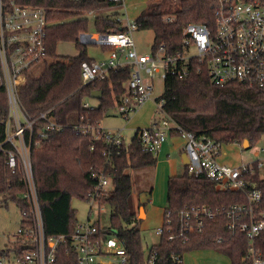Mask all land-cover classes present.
I'll return each mask as SVG.
<instances>
[{
    "label": "trees",
    "instance_id": "trees-1",
    "mask_svg": "<svg viewBox=\"0 0 264 264\" xmlns=\"http://www.w3.org/2000/svg\"><path fill=\"white\" fill-rule=\"evenodd\" d=\"M22 6L45 8L47 54L53 59L37 78H29L19 91V101L31 119L48 113L49 120L62 127L50 131L39 148H33L31 160L38 190L45 232L48 237H63L59 245L56 264H75L70 243L79 220L72 200L86 201L97 184L96 174L103 172L113 189L102 194L99 206L112 207L110 225L96 226L105 234L112 233L124 241L131 264H146L151 253H156L155 264H176L175 256L200 249H214L227 257L231 264H250L248 239L244 233L228 229L229 219L219 215L206 220L202 233L189 236L183 242L179 236L169 240L171 233L165 231L149 254L143 250L138 227V212L132 202V169L154 166L156 154L141 149L137 133L131 142L121 146H109L103 138L95 139L93 133L83 134V129H97L108 113L115 110L127 91L132 75L131 67L111 70L102 81L83 85L81 64L93 62L87 56L86 46L78 43L82 32H89L88 11L98 12L114 7L108 1L96 0H4ZM214 0H180L174 11L162 10L157 4L143 11L134 21L137 29L152 30L154 43L152 53L163 46L166 54L174 55L182 49V32L191 23L214 24ZM167 17H173L167 22ZM96 33L106 35L126 32L117 14L98 15L94 18ZM75 42L80 54L75 57L59 56L56 48L60 43ZM192 70L184 79L168 76L164 80L163 94L156 99L163 104L165 112L184 130L197 137L206 136L223 145L250 147L264 138V88L249 87L242 83L225 86L213 84L205 69ZM101 91L97 105L90 103L92 93ZM88 102L90 107H85ZM6 91L0 88V143L5 139V121L8 115ZM44 121L36 125V131L44 127ZM92 128V129H91ZM141 129L137 130L139 132ZM0 149V204L14 202L20 214L25 209L22 193L25 190L22 173L12 174L6 166L5 150ZM254 187L262 192V200L255 210L256 219L264 214V179L258 175L251 178ZM247 204L241 192L221 190L216 182L205 175L196 176L187 167L180 175L167 182L166 208L172 212L173 234H179L178 212L186 206L205 205L212 209ZM163 226L165 227V217ZM255 250L264 258V233L255 240ZM3 250L0 247V255Z\"/></svg>",
    "mask_w": 264,
    "mask_h": 264
},
{
    "label": "built area",
    "instance_id": "built-area-1",
    "mask_svg": "<svg viewBox=\"0 0 264 264\" xmlns=\"http://www.w3.org/2000/svg\"><path fill=\"white\" fill-rule=\"evenodd\" d=\"M78 2L79 0H73ZM103 1V0H96ZM123 4L124 0H105ZM214 24L191 23L182 32V49L174 55L166 54L163 46L156 53L138 54L133 33L135 23L125 26L126 32L106 35L80 33L81 45L99 44L110 47L106 62L81 64L83 85L104 80L111 70L131 67L132 75L127 91L117 106L119 114L127 118L136 112L154 92V78L165 80L168 76L184 79L193 69H205L211 82L225 86L234 82L249 87L264 88V0H214ZM172 22L173 17H167ZM49 23L43 8L22 6L15 2L0 0V88L6 91L8 115L5 121V139L0 149L5 150L6 166L12 174L22 173L25 190L22 199L25 209L21 213L22 222L16 233L4 235L6 244L2 248L0 264H56L59 245L63 237H48L42 216L38 190L34 178L31 152L39 148L48 132L61 131L62 127L49 120L48 113H41L31 119L25 113L19 91L29 78L39 77L53 59L47 54L45 45L46 29ZM144 72L148 77L144 79ZM85 107H90L88 102ZM157 117L148 128L137 132L141 149L157 154L170 133L186 140V164L189 173L205 175L216 182L221 190L241 192L247 204L231 205L217 209L202 206H186L178 212L179 234L174 235L172 212L165 214L166 226L157 229L156 235L165 231L171 233L169 240L179 236L185 243L194 233H202L206 220L226 215L228 229L233 233H244L248 239V259L250 264H264V258L255 250V240L264 233V214L256 219L255 210L262 200V192L251 182L253 176L264 179V146L258 159L238 166L222 164L218 161L222 145L206 136L197 137L184 130L163 109L162 103L155 104ZM43 128L36 131L39 122ZM92 129V128H91ZM83 134L93 133L95 139L103 138L109 146H121L124 137L120 133L97 129H83ZM263 154V155H262ZM97 184L86 202L98 204L102 194L112 190L111 181L103 172L96 174ZM93 219L90 207L86 222H79L71 237L70 247L76 257L75 264H131L124 241L112 233H103ZM176 264L182 258L175 256ZM156 253L150 255L146 264H155Z\"/></svg>",
    "mask_w": 264,
    "mask_h": 264
},
{
    "label": "rangeland",
    "instance_id": "rangeland-1",
    "mask_svg": "<svg viewBox=\"0 0 264 264\" xmlns=\"http://www.w3.org/2000/svg\"><path fill=\"white\" fill-rule=\"evenodd\" d=\"M146 1V7L144 9L148 10L153 8L157 4L162 6V10L174 11L179 4L180 0H139ZM117 14L119 19L123 21V24H127L126 14L121 6L115 5L111 9L106 11L105 15ZM133 21V20H131ZM89 34H96L94 27V17L90 16L88 25ZM133 41L138 54H151L152 46L154 43V32L152 30H140L137 29L133 33ZM87 56L98 63L106 62L110 56V49L108 46H102L99 44H88L86 45ZM56 52L59 56L63 57H75L80 54L79 48L76 46L75 42L60 43L56 48ZM144 79H147V75L142 72ZM154 92L151 96L153 104H148L145 107L142 106L136 112L131 113L127 118L119 114L117 108L108 113L101 123V129L105 132L120 133L125 137V144L128 145L133 136L135 125L140 127H147L151 117L156 116L155 114V104L156 99L159 98L164 91V80L160 77L154 78ZM90 103L92 105H97V99L92 98ZM264 146V138H262L258 143L249 149H244L243 145L237 144H226L222 147V156L220 160L224 163L237 166L242 163H250L260 156L261 148ZM263 155V154H262ZM225 156V157H224ZM183 167H180L179 173H181ZM133 180V192H132V202L134 204L135 210L139 211L143 204H146L148 209L152 208L158 214V219H160L161 208L166 206V196H167V178L161 175V172L155 170V167H143L139 169H132L129 171ZM137 181H141V184H137ZM145 184H147V189ZM138 186L140 189L138 190ZM152 189V190H151ZM143 192H140L142 191ZM141 206L138 207V203ZM72 208L77 210V218L79 222L83 223L87 221V216L90 207L93 209V219L97 220L100 217V224L103 228L110 225V216L112 214V207L108 204L99 206L98 204H89L86 201H81L79 199L72 200ZM140 208V209H139ZM156 214V213H155ZM138 227L140 229L143 250L146 254H149L153 245L159 242L160 236L156 235V231L161 227L158 224L159 220L156 221L154 215H151L149 219L144 220L140 217L138 213ZM22 217L19 211V207L12 201L6 204H0V247L3 248L6 244V239L4 235L8 233L14 234L21 225ZM159 225V226H158ZM163 226V224H162ZM208 251H216L214 249H207Z\"/></svg>",
    "mask_w": 264,
    "mask_h": 264
},
{
    "label": "crops",
    "instance_id": "crops-1",
    "mask_svg": "<svg viewBox=\"0 0 264 264\" xmlns=\"http://www.w3.org/2000/svg\"><path fill=\"white\" fill-rule=\"evenodd\" d=\"M145 3H146V1H140L139 2V0H124V3L119 5L123 8L124 13L126 14L127 24L128 23H134L135 19L144 11V9L146 7ZM115 5H118V4H115ZM111 8L103 9V10L98 11V12L88 11L86 13V16L90 19V16H93L95 18L101 14L105 15L106 11L111 9ZM43 9L46 11L45 8H43ZM46 13H47V11H46ZM118 18H119V16H118ZM131 20H133V21H131ZM120 21L123 24V21L122 20H120ZM126 25L123 24L124 27ZM87 33H89V32H87ZM95 35H100V34L96 33ZM78 43H79V41H78ZM83 46H86V45H83ZM109 49H110V47H109ZM148 104H153V103L147 101L143 106L145 107ZM155 117L156 116H154V114H153V116L149 120L147 127H140V126L137 127V125H135L133 127L134 136L137 133V130L150 127L153 120L155 119ZM124 142H125V137H124ZM221 156H222V150H221V155L218 157V161L222 164H226L220 160ZM156 158H157V162L153 167H155V170H157L158 172H161L162 176L167 178V182H168V179L170 177L180 175L183 172V170L185 169L186 164H187L186 163V160H187V157H186V140L177 134L170 133L169 136L167 137L166 141L162 145V148L156 154ZM226 165H228V164H226ZM180 167H183V170L181 173L178 174ZM141 183H142L141 181H137L138 185ZM145 186H146V188H144V189H147V184H145ZM139 189H140V186H138V190ZM140 192H143V190ZM140 206H141V203L139 201L138 207H140ZM142 208H143V214L142 215L140 214V210L139 211L135 210L136 212L139 213V215L142 216L141 218H143L144 220H147V219H149V217L151 215H154V218H156V221L159 220L158 224H160L162 226V224L164 223V210H165L166 206L165 207L162 206V208H161L160 219H158V214H157L158 210L157 211L152 210L153 207L148 209L146 207V204H143ZM134 209H135V207H134ZM182 264H231V261H230L229 257H227L226 255H224L218 251H213V250L208 251L207 249H200V250H193L191 252L185 253L183 255V258H182Z\"/></svg>",
    "mask_w": 264,
    "mask_h": 264
},
{
    "label": "water",
    "instance_id": "water-1",
    "mask_svg": "<svg viewBox=\"0 0 264 264\" xmlns=\"http://www.w3.org/2000/svg\"><path fill=\"white\" fill-rule=\"evenodd\" d=\"M101 96H102V92L101 91H96V92L92 93V98H94V99L99 100L101 98ZM243 148L244 149H249L250 148V142L248 140L244 141ZM186 157H187V155H186ZM187 162H188V158L186 160V163ZM140 214L141 215L143 214V208L140 209ZM141 215H140V217H142Z\"/></svg>",
    "mask_w": 264,
    "mask_h": 264
}]
</instances>
